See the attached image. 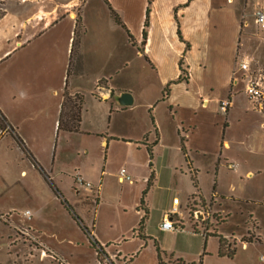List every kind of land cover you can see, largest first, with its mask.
Listing matches in <instances>:
<instances>
[{"label": "rangeland", "instance_id": "rangeland-1", "mask_svg": "<svg viewBox=\"0 0 264 264\" xmlns=\"http://www.w3.org/2000/svg\"><path fill=\"white\" fill-rule=\"evenodd\" d=\"M112 1L132 38L140 42L146 0ZM179 1L156 0L149 46L156 68L151 69L127 42L126 33L110 18L102 0H86L82 11L86 26L97 30L107 53L112 50L116 59L121 58V69L110 81L112 90L128 91L133 104L126 111L110 115L108 111L116 105L117 97L97 102L88 96L86 82L82 128L95 134L66 135L58 146V163L50 176L57 178L55 183L80 223L106 248L107 262L103 258L101 264H157L154 241L165 252L161 264H196L203 252L202 264H264V111L252 108L241 83L237 87L231 85L230 112L231 104L225 113L219 109V102L229 100L225 97L226 73L233 65L234 42L239 58L247 55L252 65L264 62V29L253 22V13L264 8V0H207L204 8L199 6L201 24L199 20L196 24L184 20L185 35L192 47L184 56L182 68L183 76L189 72L190 82L186 93L179 88L172 94V102L179 105L174 114L168 111V102L158 100L165 82L176 76L180 44L169 8ZM4 3L0 0V13L5 12L0 19V45L10 50L1 59L8 67L16 64L29 48H21L23 12L19 11L23 6L16 1ZM80 6L79 2L75 10L78 17ZM36 45L53 46L54 39L47 35L32 46ZM235 61L237 64L239 59ZM3 68L0 65V74L5 73ZM12 69V74H17L16 67ZM202 96L225 99L217 102V108L212 101L203 108L199 102ZM152 107L159 142L153 148L155 180L147 189L148 155L132 143L152 132L148 112ZM225 119L227 127L222 135ZM178 130L186 136L197 188L179 149ZM96 133L117 139L108 142L105 149V140ZM153 141L146 138L140 142L151 145ZM17 150L11 148L9 137L0 140V172L5 180L18 179L21 169L27 172L25 181L19 179L24 186L14 185L0 195V264H99L81 224L61 209L30 163L19 162ZM46 160L47 156H42V161ZM121 169L131 182L118 180ZM75 173L87 182L79 181ZM72 176L81 184L74 183ZM141 198L148 211L143 229L146 240L136 232L143 215ZM174 198L179 201L174 219L184 230L161 231L162 216L171 209ZM26 211L28 214L23 216ZM204 233L216 234L230 248L235 247L233 258L219 257L217 238L209 236L205 240ZM249 234L260 243L242 245L240 239Z\"/></svg>", "mask_w": 264, "mask_h": 264}, {"label": "crops", "instance_id": "crops-1", "mask_svg": "<svg viewBox=\"0 0 264 264\" xmlns=\"http://www.w3.org/2000/svg\"><path fill=\"white\" fill-rule=\"evenodd\" d=\"M8 1H16V3L18 2L21 6H23V9H20L19 11L23 12V14L20 13L23 16L22 37L24 42V45L21 48L27 47L29 49H25L24 52H22L24 55L23 57L19 58L16 64L7 67V64H2L3 60L1 59L7 53H9L10 50H7L4 46L0 45V65L4 66L3 69H5V73L0 74V114L4 118V126L2 129L0 128V140L3 138H10L11 148H14L16 150L18 149L17 151L19 152L20 156L19 162H23L26 160L30 163V165L32 166V171L37 175L47 191L54 195V199L59 203L61 209L63 211H66V213L70 215L63 206L62 201H67L63 197L61 191L55 183V180H57V178L53 180V178H51L50 176V174H53V172L55 171V166H57L58 163L57 149L61 144L60 141L67 137L66 135L95 134V132L93 131H85L82 128L84 124L83 103L85 102L83 88L85 87L86 82L89 83L88 96H90V98H93L97 102L109 101L113 96H116L118 98V96L124 92L130 94L124 89H119L118 92H115L111 87L110 81L114 79L116 74H118L119 70L121 69V58L116 59L115 53L112 50H110V53H107V49L101 46V40L98 38L99 34L97 30L88 29V27L86 26V22L82 14L83 8L86 4V0H67L64 2H58L56 0H4L5 3ZM106 1L118 15L126 30H128L119 14L112 7V5H114L113 1ZM206 1L207 0H191L186 7H180L186 2V0H181L179 2L171 4L169 8V17L174 25L176 40L180 44V49L176 59V76L171 80H167L164 84L165 87L172 82H176L170 85L167 98L164 100L168 102L167 108L170 113L174 111L173 113L175 114V108L179 107V105H175V102H172V94L179 88L183 89L186 93L187 86L190 82L189 72L187 82L177 81L180 74L178 69V62L180 59H182V61L184 60V56H186L190 52L192 47L189 38L185 35L184 20L186 19L187 21H191V23L193 21L195 22V24L196 21L199 20V23L201 24L202 14L200 13L199 8H204V6H206ZM79 2L81 4V12L79 17L83 26V30L80 36L79 55L72 73L67 76L71 42L73 38V31L75 28V19L77 17L75 10ZM102 2L106 6L104 0H102ZM155 3L156 0H152L149 6L148 28L146 31L147 36L143 47L144 55L147 57L149 61L147 63L151 69L156 68L149 55V46L152 44L151 28L153 19L154 17L156 18V13L154 10ZM145 5L146 6L143 8V15L141 19V32L145 18L147 0ZM2 12L3 15L0 19H3L5 15L4 10H2ZM175 16L177 18V21L175 19ZM177 22L181 37L186 43H189L190 45L189 51H185L183 42L179 41L177 37ZM60 25H62V28H60ZM47 35H50V38L54 39L53 46H32L34 42L42 41V38H45ZM133 40L138 46L140 42H138L135 38ZM232 58L233 65L229 66L226 73V86L228 87V94L225 97L229 98L231 103L228 113L233 106L231 98L232 87H237L239 83L244 85L243 74L238 71L237 65L235 63V60L239 58V56L235 54V42L233 45ZM183 64L185 65L184 61ZM12 67H16L17 74H12ZM185 67L186 69L188 68L187 66ZM231 81L233 82L232 84ZM65 89L70 97L76 95L82 97L80 133H69L58 130L59 114L64 98ZM210 90L212 91L213 88L211 87ZM130 96L132 98L133 104V96L131 94ZM225 97H216L210 99L207 96H202L199 98L200 106L205 108L208 105L209 101H212L217 108V102L221 99H225ZM160 99L158 101H160ZM132 104L130 106H132ZM130 106L122 107L116 102L115 106L111 105L108 113L111 115L118 111H126L128 108H130ZM153 107L148 109V112L150 111V114ZM150 123L152 125V132H148L142 135V137L138 141L132 143L138 148L145 149V145L143 144L147 145V143H141L140 141L144 139L146 140V138L147 141H151L154 139L153 142L156 141V145L159 142V132L157 126L155 125L153 116L152 121L150 120ZM226 124L227 121L225 119L222 127V135L224 134L225 128L227 127ZM177 134L179 139V149L181 147L180 138H182L185 155L190 161L185 145L186 136L181 135L179 133V130L177 131ZM96 135L103 137V139L105 140V142L102 143L106 144L105 149H107L108 147V142L117 139L113 137H104L100 133H96ZM15 137L18 138V140L21 142L20 144L17 142V139ZM121 141L129 143L132 142L131 140L126 139H121ZM221 141L223 142V138H221ZM223 145L227 147L228 143L224 141ZM180 152L184 158L181 150ZM41 155L47 156L46 162L42 161ZM104 159H106V157H104ZM185 165L188 170L186 162ZM231 166L232 169H234L233 164H231ZM39 168L41 169V172L39 171ZM103 171L104 170L102 169V172ZM60 172L58 175L60 177H64L65 174H62ZM75 174H77L78 178H80L84 182H87L79 173ZM247 175L250 176L249 173H247ZM26 177L27 172L24 169H21L19 171L18 179L13 180L12 182H8L7 180H5L3 172H0V195L5 194L7 191L9 192L14 185L19 184L21 187L24 186L23 183L19 181V179L25 181L24 179H26ZM74 180L75 179H73L74 183L81 184V182H77L76 180ZM53 188L56 189L60 197L53 191ZM72 211L74 212L73 209ZM261 260H264L263 256H261Z\"/></svg>", "mask_w": 264, "mask_h": 264}, {"label": "trees", "instance_id": "trees-1", "mask_svg": "<svg viewBox=\"0 0 264 264\" xmlns=\"http://www.w3.org/2000/svg\"><path fill=\"white\" fill-rule=\"evenodd\" d=\"M191 0H186V2L180 6V7H186L189 2ZM107 9L109 11L110 17L112 18V20L119 25L123 30H125L126 32V36H127V41L128 43L132 46L136 48V51L138 52L139 55H142V57L144 58V60L146 62H149L147 57L144 55V44H145V40H146V36H147V28H148V16H149V6L152 2V0H147V7L145 9V18H144V22H143V27H142V32H141V41L139 43V45L137 46L132 38V36L130 35L129 31L126 30L125 26L123 25V23L121 22L120 18L118 17V15L115 13V11L110 7V5L108 4V2L106 0H104ZM3 12L0 13V18L2 17ZM175 19L177 21V18L175 16ZM83 27L80 24V17H76L75 19V28L73 31V38H72V42H71V48H70V56H69V65H68V70H67V76H69L72 71L73 68L75 66V63L78 59V55H79V46H80V36L82 33ZM177 37L179 39V41L183 42L184 46H185V51L188 50L189 45L188 43H186L183 38L181 37L180 31H179V26H178V22H177ZM184 51V52H185ZM183 61L182 59L179 60L178 62V69H179V78L177 81H188V74H185L183 76V74L185 73L183 68ZM176 82H172L170 84H168L162 91V95H161V99L160 101H164L167 98V94L169 91V87L171 84H174ZM81 105H82V97L81 96H73L70 97L65 89L64 92V98H63V102L61 105V110H60V114H59V120H58V130L60 131H65V132H69V133H80V123H81ZM150 114V111H149ZM150 120L152 121V116L150 114ZM4 126V118L2 117V115L0 114V128L2 129ZM16 138V137H15ZM17 139V142L20 144L21 142ZM180 142H181V147L180 150L182 151L184 158H185V162L187 163V167H188V171L193 183L194 188H197L196 185V175H195V170H193L190 161L188 160L187 156L185 155V149L183 146V139L180 138ZM145 145V149L148 155V177L146 178V186L147 189L153 186V182L155 180V173L153 170V151L152 148L156 145V141L153 142L151 145ZM39 171L41 172V169L39 168ZM53 191L55 193H57L56 189L53 188ZM57 195L60 197V195L57 193ZM142 195L144 196L145 193H142ZM144 198H141L139 201V206L140 209L143 211V215L140 218L139 222H138V226L136 229L137 232V236L142 239V240H146L147 236L143 233V229H144V224H145V219L147 218V208L145 207V203H144ZM63 206L65 207V209L67 210V212L71 215V217H73V219H75L76 222H78L79 224V218L75 215V213L72 211L71 207L67 204V202H65L64 200L62 201ZM81 230L87 235V237L89 238L90 243L92 244L94 250H95V254H96V259L98 261V263H101V260H103V258H106V254H105V247H102L95 239L94 237L91 235V231H89L84 225H80ZM204 239L206 240L209 236L212 237H216L217 238V242H218V247H217V255L219 257H226V258H233L234 254H235V247L230 248V245L227 244L226 240L220 236H217L216 234H207L204 233ZM240 242L242 244H250V243H260V240H258L257 238L253 239L251 237V235L249 234L248 237H242L240 239ZM264 243V242H263ZM154 247H155V251H156V256H157V264H161V259H162V255L164 254V252L158 247V245L156 244V242L154 241ZM205 256V253L203 252L202 255L198 258V261L196 264H202L203 261V257ZM132 261L131 258L128 259V262L130 263Z\"/></svg>", "mask_w": 264, "mask_h": 264}, {"label": "built area", "instance_id": "built-area-1", "mask_svg": "<svg viewBox=\"0 0 264 264\" xmlns=\"http://www.w3.org/2000/svg\"><path fill=\"white\" fill-rule=\"evenodd\" d=\"M253 22L259 29H264V8H258L253 13ZM239 62L236 64L239 72L243 74L244 80V92L249 98V102L253 109L262 112L264 111V62L261 64H253L252 59L247 55L241 56ZM230 100H224L219 102V109L222 113L226 112V109L230 106ZM80 181V178H78ZM118 180L120 182L128 181L131 182L129 176L126 175L124 169L120 170ZM86 187L91 191V185L86 184ZM179 201L174 198L172 200L171 209L165 213L160 223V230L164 232L183 231L184 228L181 223H178L174 217L178 214ZM28 211L23 213L26 216ZM40 247V244H39ZM44 251H41V255ZM107 262V259H104ZM103 262V263H105ZM101 264V263H99Z\"/></svg>", "mask_w": 264, "mask_h": 264}, {"label": "water", "instance_id": "water-1", "mask_svg": "<svg viewBox=\"0 0 264 264\" xmlns=\"http://www.w3.org/2000/svg\"><path fill=\"white\" fill-rule=\"evenodd\" d=\"M117 103L122 106H130L132 104V98L128 93H121L117 98Z\"/></svg>", "mask_w": 264, "mask_h": 264}]
</instances>
